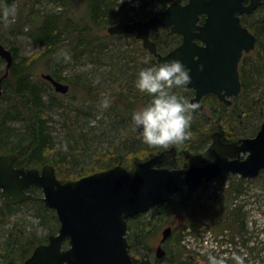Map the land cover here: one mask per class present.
<instances>
[{
    "label": "rangeland",
    "instance_id": "374dc122",
    "mask_svg": "<svg viewBox=\"0 0 264 264\" xmlns=\"http://www.w3.org/2000/svg\"><path fill=\"white\" fill-rule=\"evenodd\" d=\"M5 1L0 0V6H3ZM99 1L100 5L104 2H107L108 5H115L114 2H116V10L120 15L117 22L106 20L94 22L86 0H17L13 3L17 8L14 17H10L5 22L0 16V42L8 49L17 52L15 63L34 59L46 51L45 47L34 43L28 35V32L37 22L34 21L33 15L37 18L49 14L63 16V20L69 25L67 27L70 30L60 36L59 45L62 50H66L77 43L85 44L88 42L99 47L97 51L85 52L78 62L73 61L64 70L62 77L68 80L72 79L74 83L73 88L71 87V94V91L66 95L59 94L62 98L58 96L57 98H51L52 95L56 94L54 87L50 82H48L49 84H43L42 82V74H47L48 61L46 55H43L33 68V80L45 89L44 100L46 104L44 112L51 118L47 124V132L55 143L63 145L67 143V147L71 146L70 148H73L72 146H74L76 149L73 155L75 157H71L70 163L63 166L62 170L57 171L60 180L63 177L69 179L78 177L85 168L99 166L98 159L103 155L110 154L111 150L116 149L115 147L118 144L121 146L118 152L124 154L143 148L152 149V151L158 149L157 145L145 143L142 136H136V126L132 120V112L130 115H122V111H120L117 116L112 111H109V113L106 110L99 109V105L93 100L94 98L104 99L103 95H112V97L118 98L128 94L132 99L130 101L138 100L136 105L133 106L134 111L147 103L140 100L141 95L137 98L134 96V93H137L138 90L135 87V80L141 68L159 65V63L143 47L142 41L137 38L136 33L111 36L108 34L107 29L117 23L146 20L150 18L146 16L148 12L162 11V6L165 3L168 7L172 2H169V0ZM185 1L187 2V0ZM133 7L136 8L134 11L132 10ZM127 12L130 14L128 18L126 17ZM29 13L31 16L28 15ZM246 21L249 23L252 32L258 37V46L264 48V5L248 16ZM169 30L167 28L159 29L158 32L152 35V38L155 39L161 35L164 42L166 40L165 33ZM168 42H170L169 39ZM169 50L161 52L165 54ZM254 55L252 54L250 58ZM6 66L5 59L0 57V77L6 72ZM250 68L249 62L242 63L243 70L246 71ZM188 82L182 87L174 88L173 91L179 93L182 91L180 96H184L190 102L194 97V92L190 95L186 92ZM4 95L5 97L8 95L6 90H4ZM122 99L125 100V97ZM218 102V99L217 101L212 99L206 101L204 99L202 100L203 107L193 110L192 118H197L199 127L204 128V136L200 141V149L196 159L198 165H204L211 160L204 158L203 155L205 156L206 150L212 143L213 133L219 130L214 128L224 122L227 117L226 113L229 114L232 109H237L239 105V100H237L234 103L235 108L226 109L222 108ZM5 103L0 102V110L6 105ZM69 116L71 120H68ZM260 117L255 116L254 120L252 119L253 121L248 120L243 124L233 121L240 138H253L256 136L254 130L261 127L264 122ZM73 120H75V123H72ZM249 124L250 127L247 130ZM7 126L11 129L10 133L13 140L17 138V134L22 132L23 124L19 119H9ZM246 134L248 135L246 136ZM124 140L126 142L123 144ZM238 186H241V193L235 191L232 197H228L227 190L236 189ZM200 190L203 191L206 202L210 206L212 203L222 206L227 199H232L230 207H241V211L245 215V231L240 235L235 234L232 241L230 238L233 233L229 229L217 236L212 231H206L204 227L199 229L195 235H189V230H185L182 233L184 236L186 235L184 237L185 241L181 245L198 257L196 264H209V261L204 262V257H202L207 251L218 257H223L226 264H237L234 254L244 256L245 264H264V171L255 178L244 179L243 181L240 180L239 176L232 175L225 184L221 183L218 178L208 183L204 188L201 187ZM35 196L42 197L43 194L39 191ZM2 203L3 200L0 199V212L2 213L0 214V264H6V261H8L6 250L9 249V246L10 249L15 248L17 241L27 246L32 240L44 242L48 240L50 235L58 233L60 223L58 222L57 226L51 216L48 217L47 215H44L45 219H42L35 206L21 205L8 215L2 211ZM209 208L210 213L214 211L211 207ZM157 214V210L153 208L144 213L137 223L133 222L131 228L129 227L127 236L132 237L137 227H139V223L155 222V228H152L154 230L145 233V237L148 236L145 245L133 244L131 255L150 264L157 261H161V264H171L170 261L174 259L178 260L174 264H184V261H179L176 257V251L178 249V229L185 224V218L180 216V213H176L160 224L157 221ZM169 226L173 227L175 234L171 242L166 244L164 248L166 251H170V248L173 247V254H166L163 259L158 260L156 249L161 240L162 231ZM138 234L140 237V233ZM243 240L246 245H244ZM30 247L28 246L26 249ZM17 263H20V261Z\"/></svg>",
    "mask_w": 264,
    "mask_h": 264
},
{
    "label": "water",
    "instance_id": "95a60500",
    "mask_svg": "<svg viewBox=\"0 0 264 264\" xmlns=\"http://www.w3.org/2000/svg\"><path fill=\"white\" fill-rule=\"evenodd\" d=\"M264 0H174L165 10L146 20L118 23L108 27L111 36L136 33L143 47L160 64L179 59L190 70L187 87L194 91L191 103L202 108L208 95L217 96L227 106L240 96L242 83L239 63L244 53L256 48L257 37L244 27L239 14L258 9ZM170 29L181 44L166 54L159 51L152 31ZM201 42L202 44H199ZM0 57L5 59V74L0 78V98L4 81L15 63L13 52L0 42ZM203 64V69L198 68ZM42 78L55 91L66 95L70 85L50 74ZM136 131L140 133L137 128ZM206 150L215 161L170 168L177 148L165 149L136 163L133 172L123 165L95 172L77 180L62 181L52 165L39 168L17 167L18 155H0V198L8 205L41 199L56 212L60 223L48 243L38 245L23 264H142L134 261L128 242V219L182 194L191 201L203 184L220 179L225 184L232 175L255 178L264 171V122L256 136L224 142L222 133L212 135ZM37 188V197L28 192ZM165 228L156 249L157 259L166 256L163 244L172 234Z\"/></svg>",
    "mask_w": 264,
    "mask_h": 264
},
{
    "label": "trees",
    "instance_id": "16d2710c",
    "mask_svg": "<svg viewBox=\"0 0 264 264\" xmlns=\"http://www.w3.org/2000/svg\"><path fill=\"white\" fill-rule=\"evenodd\" d=\"M15 1L17 0H6L4 5L0 6V9H2L5 5H13ZM86 1L88 2V6L91 11V18L94 22L100 20H106L108 22L118 21L120 15L116 10V2H114L115 5H108L107 2H104L100 5L99 0ZM173 1L174 0H169V2ZM166 8L167 4L165 3L162 6L161 10H165ZM135 9V7L132 8L133 11ZM159 11H150L146 14V16L152 17ZM127 13L128 14L126 17L128 18V15L130 14L129 12ZM28 15L31 16L30 13ZM32 17L34 18V21H37V25L35 26L36 23L33 25V28L28 32V35L34 43L45 47L46 51L39 54L34 59L23 61L20 63H14L10 70L9 77L4 81L3 88L4 90H6L8 95L5 97L3 93V96L0 98V102H6V105L0 110V155H18V160L15 164L17 167L41 169L45 165H52L54 166L57 173V171L62 170L63 166L70 163L71 157H75L73 155L74 152H76V149L74 146H72L73 148H70L71 146H69L65 150L63 144L55 143L51 135L47 132V124L50 122L51 118L44 112V107L46 104L44 100L45 89L37 84L35 80H33V68L38 63L40 58L43 55H46L48 61L47 74L52 75L59 81L69 82L67 84H69L73 88V80H68L62 77L64 70L69 67V65L73 61L78 62V60H80V58L83 56L82 54H84L85 52L91 50L97 51L99 50V47H96V45L88 42L89 44L77 43L75 45H71L70 48L66 50H62L61 46L59 45V41L61 39L60 36L65 34L67 30H70L67 27L69 25L63 20V16L58 14H49L41 18H37L34 15ZM244 23L246 24L245 21ZM158 31L159 29L153 30L152 35ZM165 35L166 40L164 42L161 39V35L157 36L155 39L153 38L158 44L160 52L165 50L167 51L169 49L172 50L181 42V37L175 34L172 35L170 31L166 32ZM168 39L170 40V42H168ZM166 45L168 46L166 47ZM11 51L13 52L14 57L17 56V52L15 50ZM64 52H67L69 54L68 57H65ZM254 54L255 55L252 58L249 57L250 59H248V57H246L243 61L249 62L251 68L246 71L245 69H241L240 79L242 83V92L240 96L234 99V102L231 106H227L220 101L218 102V104L222 108L232 109L235 108L234 103L239 100L237 109H232L229 114L226 113L225 115H227V117L224 119V122L218 124L217 127L214 128L219 129L218 131L222 133L224 142H234L241 139L239 134L235 130L233 123L234 120L239 122V124H243L248 120H254L255 116H261L260 118L262 119V121L264 120V48L257 46ZM42 82L43 84H49L48 81L44 79ZM185 90L189 95L194 92L189 88ZM181 92L176 93L178 95H182ZM71 93L72 91L70 92V94ZM139 95H141L140 100L143 103H145V101L148 102L150 99L147 93L137 90V93H134V96H136L137 98L139 97ZM57 96L60 97L59 93L52 95L51 98H57ZM105 96L109 97L111 100V104L108 108L101 107V102L103 100L102 98H94L93 102L99 105V109L106 110L107 112L112 111V113L114 112L113 114L117 116L120 111H122V115H130L131 112L133 113V111L135 110L133 106H135L138 101H130L132 99H130L131 97H129L128 94H125V96H123L125 97L126 101L122 99V96H120L121 98H116L112 97V95H103L104 98ZM182 97L184 98V96ZM204 99L206 101L208 99L217 101L218 98L215 95L211 94L203 98V100ZM11 118L19 119L23 124L22 132L17 134V138L15 140L11 138V129L7 126V122L9 121V119L11 120ZM68 120H71L70 116L68 117ZM74 121L75 120H73L72 123H75ZM198 123L199 122L197 118H192L190 127L191 135L181 143L169 144L167 146L157 145L158 149L156 151L143 148L129 151L125 154L122 152H118L119 148L121 147L120 144H118L115 147L116 149L111 150L110 154L108 153L106 155H103L100 159H98L99 166H95L93 168H85L80 172L78 177L72 179L63 177V179L61 180H77L95 172L107 170L116 165H123L126 169L133 172L137 162L144 161L154 154H157L171 147H176L178 153L176 158H174L172 163L169 165L170 168H182L192 164L198 165V161H196V159L200 149V141L204 136V128H200ZM249 127L250 124L248 125L247 130L249 129ZM259 129L260 127L255 129L254 134H257ZM247 135L248 134H246V136ZM136 136L141 137L142 135L141 133H138L136 131ZM125 142L126 140H124L123 144ZM203 157L208 158L206 154L205 156L203 155ZM240 180L243 181V179L241 178ZM205 186H207V184L202 185L203 188ZM220 186H222V184H220ZM235 191L241 193V186H238L236 189L232 188L227 190L228 197H232V194ZM29 192L35 195L37 194V192H39V190L37 188H33ZM205 197L206 196L204 195L202 190H200L196 197H194L191 201H188L182 194H176L170 201L155 207V210H157L158 212L157 221L160 224L166 221L168 217L172 215L174 216L176 213H180L179 215L185 218V224L183 225V227L180 229L177 228L179 237L177 238L178 249L176 251V257L179 259V261H184V264H196V262L198 261V257L195 256L196 262L194 263L190 259V255L192 254V252H189L188 250H186L185 246L181 245V243L185 241L184 237L186 235L184 236L182 234L185 230H189V235H195L199 231L200 227L204 225L205 220L210 219V221L212 222V226H210L211 231L218 235L224 233L229 229L233 233L232 237L230 238L232 241L234 240L233 236L235 234L240 235L245 231V215L242 214L241 207H230L232 199H227L222 206H219L216 203H212L210 206L206 202ZM24 204L32 205L33 207L35 206L37 208V211L39 212L38 214H40L39 216L42 219H45L44 215H47L48 217L51 216L52 220H54L58 226L59 221L56 212L52 209L47 208L41 199L31 200L15 205H8L3 202L1 208L2 211L6 212L9 215L13 210L19 208ZM209 207L214 209V211L210 213ZM226 212L233 213L226 214ZM0 214L2 213L0 212ZM142 216L143 214H140L136 217L128 219V230L129 227L131 228V225L141 220ZM138 226L139 227H137L135 234H133L134 237L132 236L133 238L127 236L128 242L130 244V253L131 246H133V244L139 243L141 245H145L146 239L148 237H145V233L154 230L152 228H155V222L151 221L139 223ZM149 226H151V229H148ZM138 233H140V237ZM174 234L175 233L173 232L167 244L171 242ZM47 242L48 240H45L44 242L32 240L31 243L25 246L17 241V245H15V248L10 249L9 246V249L6 250L8 252V257L6 258L8 259V261H6V264H23L25 260L32 255L34 249L38 245L45 244ZM243 243L244 245H246V242L244 240ZM28 246L31 247L29 249H26L28 248ZM172 252L173 247L170 248V251H167V254H171ZM208 253L209 252L207 251V253L203 254L202 256L204 257V262L208 261ZM133 259L134 261L140 262L142 264H150L149 262H146L144 260H138L134 256ZM18 261H20V263H17ZM177 261L174 259L171 260L170 263L174 264ZM160 262L161 261H158V263Z\"/></svg>",
    "mask_w": 264,
    "mask_h": 264
},
{
    "label": "clouds",
    "instance_id": "9594fccd",
    "mask_svg": "<svg viewBox=\"0 0 264 264\" xmlns=\"http://www.w3.org/2000/svg\"><path fill=\"white\" fill-rule=\"evenodd\" d=\"M17 8L5 5L0 9V16L8 21L14 17ZM65 57L68 53L64 52ZM200 70L203 64L199 65ZM189 69L179 59L165 60L159 65L141 68L135 80V87L150 97L149 101L133 112L132 120L141 133L142 139L149 145L181 143L190 137L193 110L198 107L178 95L174 88L182 87L190 80ZM109 97L101 102V107L108 108ZM67 149V143L63 145ZM237 264H245L244 256L234 254ZM209 264H226L223 257L208 253Z\"/></svg>",
    "mask_w": 264,
    "mask_h": 264
},
{
    "label": "flooded vegetation",
    "instance_id": "af4514ba",
    "mask_svg": "<svg viewBox=\"0 0 264 264\" xmlns=\"http://www.w3.org/2000/svg\"><path fill=\"white\" fill-rule=\"evenodd\" d=\"M250 3V0H244V4L245 5H248ZM264 5V1H263V3H262V5L261 6H263ZM260 6V7H261ZM259 7V8H260ZM258 8V9H259ZM258 9H256L254 12H256ZM254 12H252V13H249V14H239L240 15V18H241V23H242V25L244 26V27H246V28H248L249 29V31L251 32V33H253L252 32V29L250 28V25H249V23H247V21H246V18L248 17V16H250L251 14H253ZM244 21L246 22V24L244 23ZM254 34V33H253ZM255 35V34H254ZM256 36V35H255ZM257 37V36H256ZM199 44H202L201 42H198ZM157 44V43H156ZM181 44V42L177 45V46H179ZM158 45V44H157ZM176 46V47H177ZM257 46H258V37H257V44H256V48H257ZM159 48V47H158ZM256 48H255V50H253L252 52H250V53H244V55H243V57H242V59H241V61H240V63H239V71H240V75H241V69H242V63H244L243 61H244V59L246 58V57H248V59H249V57H251V55L252 54H254L255 53V51H256ZM171 50H169L168 52H170ZM167 52V53H168ZM234 99L235 98H233L232 99V101L234 102ZM224 104V103H223ZM209 159H211L210 161H208L207 163H210V162H213V161H215V158L214 157H208ZM199 191V190H198ZM198 191L196 192V194L194 195V197H196V195L198 194ZM193 197V198H194ZM193 200V199H192ZM234 212V211H233ZM233 212H231V213H227L226 212V214H232ZM243 214V213H242ZM210 226H212V222L210 221V219H206L205 220V223H204V225H202L201 227H200V229H202L203 227L205 228V230L206 231H211V229H210ZM172 227V226H171ZM172 229H173V227H172ZM173 232H174V229L172 230ZM173 232H172V234H173ZM196 232V231H195ZM213 232V231H212ZM214 233V232H213ZM171 234V235H172ZM215 234V233H214ZM216 235V234H215ZM217 236V235H216ZM171 237V236H170ZM169 237V238H170ZM169 238L166 240V242L163 244V247H165V245L167 244V242H168V240H169ZM161 240H162V237H161ZM161 240H160V242H159V244L161 243ZM167 254V253H166ZM195 256L196 255H194V254H191L190 255V259L195 263L196 262V258H195ZM163 259V258H162ZM158 260H161V259H158ZM154 264H161V263H158V261L156 262V263H154Z\"/></svg>",
    "mask_w": 264,
    "mask_h": 264
}]
</instances>
